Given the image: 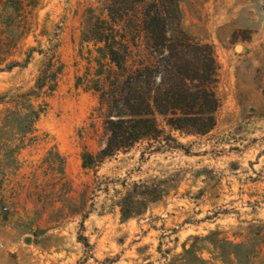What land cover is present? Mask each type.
<instances>
[{"label":"rangeland","instance_id":"rangeland-1","mask_svg":"<svg viewBox=\"0 0 264 264\" xmlns=\"http://www.w3.org/2000/svg\"><path fill=\"white\" fill-rule=\"evenodd\" d=\"M107 2L0 0V264H264V0H179L219 67L209 133L83 168L107 137L96 88L114 68L88 35ZM48 61L24 134L15 96Z\"/></svg>","mask_w":264,"mask_h":264},{"label":"trees","instance_id":"trees-1","mask_svg":"<svg viewBox=\"0 0 264 264\" xmlns=\"http://www.w3.org/2000/svg\"><path fill=\"white\" fill-rule=\"evenodd\" d=\"M105 10L107 19L91 24L88 35L114 68L96 88L107 137L96 154L82 155V167L140 142L162 151L182 148L179 137L209 133L220 107L219 67L212 46L183 30L179 0H108ZM51 69L48 61L33 88L15 96L24 107V134L44 109L34 108L32 99L53 91L57 70Z\"/></svg>","mask_w":264,"mask_h":264}]
</instances>
